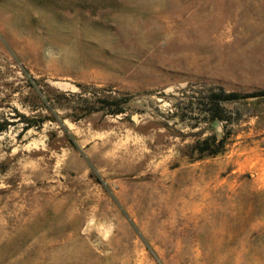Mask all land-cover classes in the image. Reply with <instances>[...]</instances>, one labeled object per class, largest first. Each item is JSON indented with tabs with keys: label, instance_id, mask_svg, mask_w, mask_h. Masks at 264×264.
Returning a JSON list of instances; mask_svg holds the SVG:
<instances>
[{
	"label": "rangeland",
	"instance_id": "1",
	"mask_svg": "<svg viewBox=\"0 0 264 264\" xmlns=\"http://www.w3.org/2000/svg\"><path fill=\"white\" fill-rule=\"evenodd\" d=\"M0 264H264V0H0Z\"/></svg>",
	"mask_w": 264,
	"mask_h": 264
},
{
	"label": "trees",
	"instance_id": "2",
	"mask_svg": "<svg viewBox=\"0 0 264 264\" xmlns=\"http://www.w3.org/2000/svg\"><path fill=\"white\" fill-rule=\"evenodd\" d=\"M87 91V89H86ZM88 92V91H87ZM79 98H81L80 96H78ZM237 96L236 95H230L227 97H223V101L226 100H233L236 99ZM83 103L82 105H78L76 107L72 108V112H73V117L77 120L84 118L92 113L95 112H107L108 114L111 115H117V114H122L124 113V107L123 105L125 104V102H116V103H112V104H108L107 101L103 100V99H99L97 97V95L93 94V97L89 98H81ZM39 100L40 102H42L43 104H45V106L50 110V107L48 106L49 100L44 97V95H40L39 94ZM53 120L56 119V115L52 112V117ZM34 121V119H32ZM31 120H28V122ZM31 126L30 124L27 123V127ZM26 127V128H27Z\"/></svg>",
	"mask_w": 264,
	"mask_h": 264
}]
</instances>
